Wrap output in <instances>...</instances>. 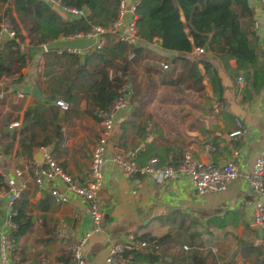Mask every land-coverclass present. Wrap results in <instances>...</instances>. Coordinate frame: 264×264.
Wrapping results in <instances>:
<instances>
[{
  "label": "crops",
  "instance_id": "crops-1",
  "mask_svg": "<svg viewBox=\"0 0 264 264\" xmlns=\"http://www.w3.org/2000/svg\"><path fill=\"white\" fill-rule=\"evenodd\" d=\"M246 3L252 11L257 45L264 52V5L259 0H246ZM3 7L0 4V10ZM66 19H69L67 15ZM21 34L23 47H27L24 30ZM146 50L166 60L174 55L154 41ZM45 51L38 45L28 49L31 59L26 60L25 66L17 73L0 77V173L22 185L17 199L26 200L25 214L30 220L25 233L13 241L9 234L13 225L8 219L13 202L9 203L5 193L0 194V231L9 238V264H67L71 259V246L85 233L88 235L81 248L83 264H103L113 245L130 240L135 243L147 235H166L160 250L154 252L159 261L155 264L184 258L185 264H192L194 256L204 264H264V245L255 244L259 232L251 223L252 204L257 195L247 178L256 152L264 149V85L249 100L241 102V74L242 80H236L239 87L235 91L220 63L199 54L218 71L224 86L225 110H219L213 103L210 110L203 111L210 107V100L193 101L197 105L194 107L185 100L170 101L155 96L145 108L134 113V125L138 123L140 128L133 129L127 124L124 140L131 145L137 135L149 136L154 148L152 153L168 159L180 158L185 150L201 162L221 164L230 159L236 165L237 177L220 192L197 194L185 177L178 176L163 183L140 175L124 178L117 167L107 161L101 171L97 193L100 229L90 232L87 204L81 198L56 181L64 199H55L49 193L52 183L37 186L32 181L31 168L42 161V152L47 148L48 156L75 182L83 184L88 179L91 150L100 128L98 120L81 113L91 107L82 92L78 93L77 113L61 116L62 110L54 104V99L62 98L49 97L51 81L45 75L48 71H58V63L47 64L51 56ZM149 60L153 65L158 64L156 59ZM228 64L232 68L233 60ZM140 66L136 68L142 73ZM17 74L20 79L16 78ZM152 79L156 83V95L157 88L162 86H158L157 77L153 75ZM203 83L210 96L205 79ZM37 101L44 108V126L28 127L20 135L23 113ZM133 106L127 101L126 108L115 116L112 133L116 134V140L107 146V154L117 149L125 152L115 143L120 133L119 125L131 114ZM10 121L19 122L12 131L6 128ZM147 123L152 127L141 131ZM13 131L15 134L11 138ZM21 136L31 139L29 149L19 144ZM46 138L49 142L39 146ZM147 161L148 157L139 163ZM15 169L20 170V176H14ZM132 249L140 255L154 254L149 247L134 245ZM140 255H118L114 264H145L141 261L147 260Z\"/></svg>",
  "mask_w": 264,
  "mask_h": 264
},
{
  "label": "trees",
  "instance_id": "trees-1",
  "mask_svg": "<svg viewBox=\"0 0 264 264\" xmlns=\"http://www.w3.org/2000/svg\"><path fill=\"white\" fill-rule=\"evenodd\" d=\"M61 5L82 7L86 15L77 19H61L46 0H0L4 7L0 10V23L14 31V36L3 40L0 44V77L17 73L25 66L31 56L28 49L39 43H49L76 33H85L92 26H100L105 30L102 34L104 42L99 48H88L84 53H66L63 49L46 50L51 56L46 63H58V71H48L51 85L50 96H60L67 102L68 108L62 110L61 116L68 113L76 114L78 93L89 100L87 107L81 113L89 114L99 121L98 112L106 110L110 103L121 95L120 89L126 85L128 101L133 103L131 114L119 125V137L115 146L128 152V157L136 164H141L145 158L155 159L157 164L176 165L180 158H166L164 155L152 153V139L149 136L137 135L135 141L128 145L124 140L125 128L129 124L133 129V116L141 111L153 97L156 86L152 73L156 72L161 84L169 86L173 92L185 94L197 93L205 100H210L219 110H225L224 86L218 71L207 60L194 54L193 50L200 47L203 53L217 60L238 90L237 77H243V93L241 102L249 100L253 93L264 85V52L257 45V36L252 29V11L246 0H136L134 6V29L136 43H126L118 40L108 32L117 14V0H58ZM14 13V15L12 14ZM24 30L27 36V47L19 48L23 42ZM174 55L170 60L168 71H159L152 62H144L142 69L147 72L145 81L137 80L134 69L138 60L146 54V48L151 42ZM144 42L145 45H141ZM132 54L131 57H128ZM233 60L234 66L228 64ZM177 67V68H176ZM20 79V74H17ZM205 82L210 87V96L204 92ZM250 90H249V88ZM166 97V96H165ZM170 101H179L181 97H166ZM191 106L195 103L185 98ZM44 108L35 102L23 113L21 127L18 133L22 135L28 127L44 126ZM147 123L143 129H150ZM143 128V129H142ZM13 131L10 135L14 137ZM6 135V134H5ZM19 144L29 149L31 139L19 137ZM43 139L39 146L47 144ZM144 164V163H143ZM26 200H15L8 215L13 227L9 231L10 238L15 241L27 230L30 220L25 214ZM163 237L146 236L142 240L148 245H156L158 250ZM157 250V251H158ZM156 251V252H157ZM134 249H123L119 255L139 256ZM152 252V251H151ZM155 252V253H156ZM135 253V254H133ZM154 253V252H152ZM145 253L140 255L147 261L145 264H155L159 261L158 254ZM118 256V255H116ZM115 256V258H116ZM192 264H204L198 257H192ZM131 263V261H128ZM128 264V263H126Z\"/></svg>",
  "mask_w": 264,
  "mask_h": 264
},
{
  "label": "built area",
  "instance_id": "built-area-1",
  "mask_svg": "<svg viewBox=\"0 0 264 264\" xmlns=\"http://www.w3.org/2000/svg\"><path fill=\"white\" fill-rule=\"evenodd\" d=\"M50 6H56L60 11L65 13L69 19H77L86 15V10L82 7H73L61 5L58 0H46ZM128 1V4H127ZM264 5V0H259ZM136 0H117V14L112 21L108 32L115 35L118 40L126 43H136L135 29H134V6ZM264 17V10H263ZM105 32L100 26H92L91 29L85 33H76L68 37H61L60 39L71 38H86L93 39L91 48H99L104 42L102 34ZM14 36V31L7 27L4 23H0V44L3 40L10 39ZM45 44L39 43L38 47L42 50ZM23 43L19 45L21 49ZM66 53L80 54L84 50L65 49ZM61 49H57L60 52ZM195 54L203 53L202 48H194ZM129 54L128 57H131ZM162 69L168 67L167 63H159ZM242 79L237 77V81ZM126 85L120 89L121 95L116 97L104 111L98 112L99 117V132L96 141L91 150L88 179L83 184L75 182L69 174L64 172L62 168L50 158L47 152H42V161L31 168L32 181L35 185L52 183L49 187V193L55 199L63 200V194L58 191L56 181L59 182L65 190L81 198L88 208V213L91 220L90 232L99 231L101 222V211L97 205V193L101 185V171L104 164L108 162L116 163L119 174L124 178H130L134 175H140L156 183H163L178 176L188 179L191 187L197 194L215 193L223 190L226 185L237 177V168L232 160H225L221 164H214L212 162H201L193 158L190 151H183L180 161L176 165L157 164L155 159H149L144 164H136L128 157V152H121L117 150L107 154V146L111 143L110 135L113 130L114 118L117 114L122 112L128 101ZM125 89V90H124ZM54 104L61 110H66L68 104L63 99H54ZM19 125L18 121H10L6 128L12 131ZM237 127L240 123L236 121ZM235 154V153H234ZM19 169L14 170V176H20ZM248 182L250 187L255 191L257 198L252 204L251 223L258 230L259 237L255 244L264 245V149L256 152L251 170L248 174ZM22 185H17L13 178H8L0 173V194L5 193L8 196L9 203L14 202L19 195ZM85 233L71 246V259L67 264H83L81 255V248L85 242ZM134 245L140 248L149 247L150 251L156 252L158 247L156 245H148L145 241L140 240L135 243L130 242L125 244L113 245L104 259L103 264H114L116 255L123 249H132ZM10 249L9 238L5 232L0 231V264L8 263V252ZM257 264H262L261 262Z\"/></svg>",
  "mask_w": 264,
  "mask_h": 264
},
{
  "label": "rangeland",
  "instance_id": "rangeland-1",
  "mask_svg": "<svg viewBox=\"0 0 264 264\" xmlns=\"http://www.w3.org/2000/svg\"><path fill=\"white\" fill-rule=\"evenodd\" d=\"M146 53L147 54H145V56L142 58L144 60L142 62H141L142 59L138 60L137 63L135 64V66H134V69H135L136 74H137V80H139L141 83H142V81L143 82L145 81V78H146V75H147V72L142 69V65H141L144 61H146V62H147V60L150 61L149 59H154V60L156 59V60H158V64L157 63H154L155 64L154 66H156V68L159 71H168L169 68H170V66H169L170 63L169 62H170L171 59L166 60V59H161V57L153 56L154 55V52L153 51H151V52L148 51ZM161 62L167 63L168 67L166 69H162L161 66L159 65V63H161ZM137 66H140L141 67L142 73H140L139 70H137V68H136ZM151 73L155 77H158V75L156 74V72L151 71ZM157 83H158V86H162V88H157V92H155L156 95L153 94V97L154 98H155V96H156L157 99H167L166 97H168V99L170 97H181L180 100H185V98H186V99L190 100L191 102H193V101L196 102V101H199L200 99H204L202 96H199L197 93H191V92H189V93L185 94V91H183V93H178V92L175 93V92H173L169 88V86H166L164 84H161V82H159L158 80H157ZM142 85H143V83H142ZM204 92L207 93L205 90H204ZM82 97H84V96H82ZM205 99H207V98H205ZM162 264H185V258L182 259V261H162Z\"/></svg>",
  "mask_w": 264,
  "mask_h": 264
},
{
  "label": "water",
  "instance_id": "water-1",
  "mask_svg": "<svg viewBox=\"0 0 264 264\" xmlns=\"http://www.w3.org/2000/svg\"><path fill=\"white\" fill-rule=\"evenodd\" d=\"M128 4V1H127ZM51 9L63 20L66 19L65 13L60 11L56 6H50ZM144 42H141V45H144ZM93 45V39H86V38H71V39H59L56 41H52L49 43H46L44 46L45 50H57V49H77V50H84L88 47H91ZM110 140L115 141L116 140V134L111 133ZM47 151V148L44 149V152ZM114 166L117 167L116 163H113Z\"/></svg>",
  "mask_w": 264,
  "mask_h": 264
}]
</instances>
